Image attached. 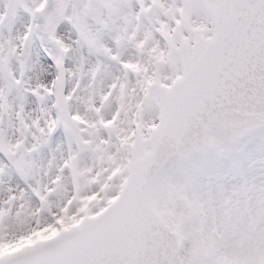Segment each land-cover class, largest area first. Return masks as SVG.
I'll return each instance as SVG.
<instances>
[{
    "label": "snow or ice",
    "instance_id": "snow-or-ice-1",
    "mask_svg": "<svg viewBox=\"0 0 264 264\" xmlns=\"http://www.w3.org/2000/svg\"><path fill=\"white\" fill-rule=\"evenodd\" d=\"M0 264H264V0H0Z\"/></svg>",
    "mask_w": 264,
    "mask_h": 264
}]
</instances>
